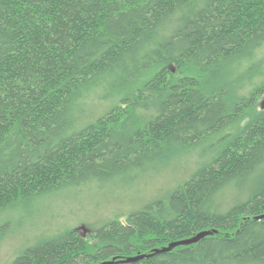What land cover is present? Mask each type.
I'll return each instance as SVG.
<instances>
[{"label": "trees", "instance_id": "16d2710c", "mask_svg": "<svg viewBox=\"0 0 264 264\" xmlns=\"http://www.w3.org/2000/svg\"><path fill=\"white\" fill-rule=\"evenodd\" d=\"M263 96L264 0H0V216L202 150L165 194L87 237L43 232L11 264H99L214 229L113 264H264Z\"/></svg>", "mask_w": 264, "mask_h": 264}, {"label": "rangeland", "instance_id": "374dc122", "mask_svg": "<svg viewBox=\"0 0 264 264\" xmlns=\"http://www.w3.org/2000/svg\"><path fill=\"white\" fill-rule=\"evenodd\" d=\"M264 102V96L260 103ZM112 105L92 101L89 105L92 114L99 115ZM202 150L191 158L177 159L162 169L152 170L139 178L113 182L99 188H72L55 197L34 202L29 213L19 210L0 216V223L7 218L14 222L13 234L0 242V264H11L25 246L34 244L43 232L54 233L62 228L75 226L85 237L93 232L91 224H101L116 213L125 215L143 207L157 196L163 195L190 175L195 169L193 161Z\"/></svg>", "mask_w": 264, "mask_h": 264}, {"label": "water", "instance_id": "95a60500", "mask_svg": "<svg viewBox=\"0 0 264 264\" xmlns=\"http://www.w3.org/2000/svg\"><path fill=\"white\" fill-rule=\"evenodd\" d=\"M258 218H261V217H264V214H261V215H258L257 216ZM218 229H214V230H202L200 232H198L196 235L192 236V237H189V238H185V239H181V240H177V241H174L172 243H170L169 245L167 246H164L162 248H157L154 252L152 253H139L137 255H133V256H129V257H126V258H121V259H118L116 260L115 259H112V260H109V261H106V262H102V263H99V264H113L115 262H132V261H136V260H139V259H142L146 256H151L152 254L156 253V252H164V251H169V250H172L173 248H175L176 246L178 245H181V244H191L193 242H196L208 235H211L215 232H217Z\"/></svg>", "mask_w": 264, "mask_h": 264}]
</instances>
